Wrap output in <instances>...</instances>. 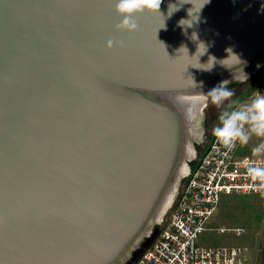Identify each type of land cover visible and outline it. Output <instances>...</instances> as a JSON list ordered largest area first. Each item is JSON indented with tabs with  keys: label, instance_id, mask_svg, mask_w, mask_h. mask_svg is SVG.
<instances>
[{
	"label": "water",
	"instance_id": "water-1",
	"mask_svg": "<svg viewBox=\"0 0 264 264\" xmlns=\"http://www.w3.org/2000/svg\"><path fill=\"white\" fill-rule=\"evenodd\" d=\"M115 2L0 0V264H125L175 137L147 95L264 65V0Z\"/></svg>",
	"mask_w": 264,
	"mask_h": 264
},
{
	"label": "built area",
	"instance_id": "built-area-1",
	"mask_svg": "<svg viewBox=\"0 0 264 264\" xmlns=\"http://www.w3.org/2000/svg\"><path fill=\"white\" fill-rule=\"evenodd\" d=\"M238 146L227 150L212 137L186 171L185 183L158 238L134 264H246L245 246L198 244L222 196L264 193L246 174L250 165L264 166V157L238 155ZM216 231L235 236L244 232L238 227H218Z\"/></svg>",
	"mask_w": 264,
	"mask_h": 264
},
{
	"label": "rangeland",
	"instance_id": "rangeland-1",
	"mask_svg": "<svg viewBox=\"0 0 264 264\" xmlns=\"http://www.w3.org/2000/svg\"><path fill=\"white\" fill-rule=\"evenodd\" d=\"M241 76L242 78L238 77L226 81L225 86L234 92V96L231 98L230 101L225 102L223 108H218L215 105H212L209 100L205 99V95L211 89H213L214 86H209L204 91L201 90L199 93L193 96L196 102L193 104V117L189 118L190 121L186 126V137L189 155L183 158L184 172L182 170V172L179 173L176 187L172 191L171 199L167 204L166 209L162 212L161 218L151 225L149 229L150 231H147V236L144 237L138 248L135 249L131 257L128 259L127 264H134V262L140 257V255L146 249H148L158 238L163 226L165 225L166 221L170 216V213L176 203L177 197L185 183L186 171L195 164L196 160L200 157V155L203 153L204 149L210 142L211 137L213 136L212 130L219 123L218 117L220 113L223 110L247 103L255 96L256 91L259 87H255L256 82L259 81V79L264 78V65H261L256 69L248 70L247 72H242ZM219 84H221V82ZM187 106L188 104L186 102H180V107L183 110L186 109ZM250 142L252 143L248 145V147H254L256 145V138H253ZM234 195H238V202L243 203L245 205L252 203V201L256 202V194H249L248 196H242L239 194ZM223 199H226V197L223 196ZM217 226L218 225H216V227ZM216 227L211 226L207 223L206 228L198 237V244L204 247L237 245L230 244L235 236H232L230 234H220L216 231ZM238 228L242 229L244 232L246 231V229L241 226H239Z\"/></svg>",
	"mask_w": 264,
	"mask_h": 264
},
{
	"label": "clouds",
	"instance_id": "clouds-1",
	"mask_svg": "<svg viewBox=\"0 0 264 264\" xmlns=\"http://www.w3.org/2000/svg\"><path fill=\"white\" fill-rule=\"evenodd\" d=\"M209 2L210 0H206L205 4ZM161 3L162 0H116L115 11L122 17L121 22L116 25L117 29L128 32L137 30L138 24L134 17L145 12L161 14ZM116 44L123 46V41L107 42L108 47ZM225 85L226 81H223L211 89L205 99L212 105L223 108L225 102L234 96V92ZM218 119L219 123L213 128L212 134L220 145L232 150L237 144L247 145L253 138H257L260 142L252 148L251 154L253 157H264V94L258 92L249 102L223 110ZM246 174L254 185L264 189V166L250 165Z\"/></svg>",
	"mask_w": 264,
	"mask_h": 264
},
{
	"label": "bare ground",
	"instance_id": "bare-ground-1",
	"mask_svg": "<svg viewBox=\"0 0 264 264\" xmlns=\"http://www.w3.org/2000/svg\"><path fill=\"white\" fill-rule=\"evenodd\" d=\"M199 92L200 91L184 88L164 91L157 90L152 91L149 93L150 95H147L153 99L160 100L166 107L167 114L170 116L173 123V134H175V137L173 138L174 142L170 151L171 159L166 174L163 180L158 183L156 192L148 205L149 208L145 218L147 220H144L141 223V228L144 232H147L151 225L161 218L162 212L166 209L167 204L171 199L172 191L176 187L179 173L183 170V158L189 155L185 135L187 132L186 126L190 121L189 118L193 117L192 115L194 113L193 104L196 101L193 96ZM131 94L139 95L134 92H131ZM181 101L188 104L187 108L184 110L180 107Z\"/></svg>",
	"mask_w": 264,
	"mask_h": 264
},
{
	"label": "crops",
	"instance_id": "crops-1",
	"mask_svg": "<svg viewBox=\"0 0 264 264\" xmlns=\"http://www.w3.org/2000/svg\"><path fill=\"white\" fill-rule=\"evenodd\" d=\"M264 94V83H261L256 93ZM260 141L256 138V145ZM247 145L238 146V155H251L253 147ZM208 224L216 227H243L246 231L235 236L230 244L245 246L248 249L246 264H264V193L256 194V202L248 205L238 202V195H224ZM246 196V195H242ZM248 196V195H247ZM244 205V206H243ZM219 223V224H217ZM215 228V229H216ZM231 235V234H230Z\"/></svg>",
	"mask_w": 264,
	"mask_h": 264
},
{
	"label": "trees",
	"instance_id": "trees-1",
	"mask_svg": "<svg viewBox=\"0 0 264 264\" xmlns=\"http://www.w3.org/2000/svg\"><path fill=\"white\" fill-rule=\"evenodd\" d=\"M261 83H264V78H261V79H259V81H257L256 82V86L255 87H257V86H259ZM255 89V88H254ZM251 92V91H250ZM213 137V136H212ZM212 137H211V139H212ZM205 150V149H204ZM204 152V151H203ZM125 264H127V261H126V263Z\"/></svg>",
	"mask_w": 264,
	"mask_h": 264
}]
</instances>
